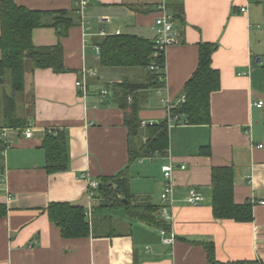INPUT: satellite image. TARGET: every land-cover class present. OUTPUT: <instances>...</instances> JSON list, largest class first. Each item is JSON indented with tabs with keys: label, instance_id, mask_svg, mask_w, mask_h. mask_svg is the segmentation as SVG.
Wrapping results in <instances>:
<instances>
[{
	"label": "crops",
	"instance_id": "crops-1",
	"mask_svg": "<svg viewBox=\"0 0 264 264\" xmlns=\"http://www.w3.org/2000/svg\"><path fill=\"white\" fill-rule=\"evenodd\" d=\"M14 1L37 11L77 9L76 0ZM88 1L81 16L74 13L78 22L67 36L50 26L33 30L36 46L62 45L66 71L34 69L26 63L25 90L15 96L18 116L32 126L31 137H26L25 127L6 125L9 93L0 89L4 179L0 203L7 207L0 220V264H264V104H256L264 101V0H168L169 7L183 6L181 20L175 18L179 41L166 50L165 83L141 87L129 97L139 108L138 117L147 123L162 122L168 119L165 100L180 105L184 85L199 64L200 42L219 44L212 57L221 72L220 88L211 95L210 123L193 125L182 116L168 127L166 151L133 161L130 151L147 140L146 125L131 135L126 125L131 108H122L107 84L150 83L149 74L142 66H101L96 42L116 33L154 40L159 2ZM1 30L0 7V34ZM87 69L96 70V76H85ZM84 79L87 94L76 85ZM104 88L109 90L107 96H102ZM57 131L67 134L70 163L67 169L49 172L43 141L48 132ZM172 160L178 166L173 172L174 221L167 224L176 232L173 244L164 242L161 228L130 216L124 207L101 206L99 186L93 195L89 190L91 181L100 183L101 177L128 168L135 202H150L160 209L165 181L161 168ZM215 166H232L234 199L239 204L256 201L253 220L215 217ZM191 188L203 196L202 203L187 201ZM59 202L86 209L89 236L62 234L48 214L49 205ZM209 243L214 246V261Z\"/></svg>",
	"mask_w": 264,
	"mask_h": 264
},
{
	"label": "trees",
	"instance_id": "trees-1",
	"mask_svg": "<svg viewBox=\"0 0 264 264\" xmlns=\"http://www.w3.org/2000/svg\"><path fill=\"white\" fill-rule=\"evenodd\" d=\"M0 34V76L8 71L12 78V93L5 98V121L10 127L26 128L28 121L18 116L16 107L17 92L25 90L27 62H31L34 69L51 68L54 72L66 71L63 54L64 48L60 43L54 46H36L33 42V30L42 26L55 27L58 34L67 36L68 30L78 21L72 11L32 10L16 4L14 0H1ZM171 12L176 19L181 20L183 6L180 3L171 4ZM100 47L99 61L101 66L112 67H145L149 74L150 83H134L129 80L114 81L107 84L116 101L124 109L131 108L126 116V125L131 135L143 131L142 121L138 117V106L130 103V96L141 87H155L164 84L160 76H166V59L159 58L158 69L151 70L153 64L154 40L131 33H116L99 38L96 42ZM217 42H200L199 64L193 76L184 85L185 102L172 109L189 124L200 125L210 123L211 95L220 88L221 72L213 66V53L218 49ZM147 140L143 146L131 149L130 160L149 156L156 151L162 153L169 147L168 119L162 122L144 126ZM67 134L63 131L48 132L43 141L46 151V168L49 172L67 169L69 166V148ZM1 146H0V174H1ZM213 179V214L216 218L235 219L237 221H251L254 218L253 202L246 201L239 204L234 199L235 174L232 166H215L212 170ZM128 168L121 170L114 176H103L96 189L103 207H124L126 212L144 223L157 228L169 229L166 220L159 215V208L152 203L135 202L130 189ZM48 214L62 234L67 238L87 237L90 234V222L86 216V209L81 205L66 202L51 203ZM156 212L158 214L156 215ZM7 213V207L0 203V220ZM209 257L214 261L213 243L206 244Z\"/></svg>",
	"mask_w": 264,
	"mask_h": 264
},
{
	"label": "built area",
	"instance_id": "built-area-1",
	"mask_svg": "<svg viewBox=\"0 0 264 264\" xmlns=\"http://www.w3.org/2000/svg\"><path fill=\"white\" fill-rule=\"evenodd\" d=\"M159 2V14L158 17L155 21L154 27L156 31V36L154 38V50H153V64L151 65V70L156 71L158 69V64L157 62L159 61V58L165 57L166 50L168 46L172 43H177L179 41V31L176 29L175 26V18L170 10L169 7V2L168 0H158ZM88 0H76V13L78 15H82L86 9V7L89 5ZM245 7H242L241 10L245 11ZM119 32V31H118ZM103 35H106V32L102 31ZM100 49V48H99ZM97 71L94 69H87V72L85 73V76H96ZM161 81L165 82L166 81V76L162 75L159 77ZM76 85L78 86L79 90L83 94L88 93V84L84 80H78L76 82ZM109 94L108 89H102V96H107ZM186 95L184 94L181 99H180V104L185 102ZM167 105V113H168V127L171 128L174 123L180 121V116L177 114L172 113V109L175 107V105L170 101H164ZM258 106H263L264 101L260 100L256 102ZM147 124H152V123H147L146 121H142V126L147 125ZM25 135L27 138L32 136V126L28 125L27 128H25ZM178 166L176 163L172 160L169 163L163 164L162 165V172L164 173V189L161 194V206L159 209V215L162 216L168 225H172L174 221V216H173V205H174V198H175V183H174V170ZM180 168L185 169V166L182 165ZM4 181L3 176H0V184ZM99 182L97 181H91L89 185V190L91 194H94L95 188L99 186ZM203 196L196 191V189L191 188L188 192L187 196V201L193 203V204H200L202 203ZM253 203H256V201H252ZM90 214V212L87 213V215ZM162 234H163V240L164 242L168 244H173L176 239V232L172 230V228L165 229L161 228L160 229Z\"/></svg>",
	"mask_w": 264,
	"mask_h": 264
},
{
	"label": "rangeland",
	"instance_id": "rangeland-1",
	"mask_svg": "<svg viewBox=\"0 0 264 264\" xmlns=\"http://www.w3.org/2000/svg\"><path fill=\"white\" fill-rule=\"evenodd\" d=\"M3 81L0 82V89L4 90L6 93H11V73L8 71L4 76H3ZM119 228V227H118Z\"/></svg>",
	"mask_w": 264,
	"mask_h": 264
},
{
	"label": "water",
	"instance_id": "water-1",
	"mask_svg": "<svg viewBox=\"0 0 264 264\" xmlns=\"http://www.w3.org/2000/svg\"><path fill=\"white\" fill-rule=\"evenodd\" d=\"M3 79H2V77L0 76V81H2Z\"/></svg>",
	"mask_w": 264,
	"mask_h": 264
}]
</instances>
